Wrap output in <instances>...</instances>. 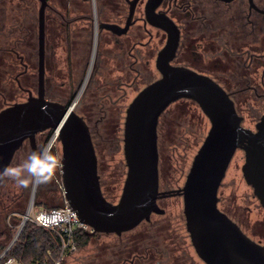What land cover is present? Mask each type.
<instances>
[{"label":"water","instance_id":"water-1","mask_svg":"<svg viewBox=\"0 0 264 264\" xmlns=\"http://www.w3.org/2000/svg\"><path fill=\"white\" fill-rule=\"evenodd\" d=\"M137 1H128L129 16L124 28L100 24L98 29L117 35L125 33L132 23ZM161 1L148 0L145 4V22L164 31L167 40L155 61L159 78L143 87L125 110L122 152L126 174L118 201L111 203L103 196L89 127L75 112L89 71L70 106L45 97L46 0H39L36 93L29 92L24 102L0 110V185L6 180L7 169L23 144L27 141L35 156L36 136L49 130L55 133L61 146L60 175L65 201L72 208L70 211L76 212L78 220L90 229L89 234L120 237L148 222L153 214L163 215L158 200L181 197L185 230L200 261L204 264H264V245L247 236L218 208V190L238 150L244 154L243 179L264 208V115L256 122L254 130L243 127V118L221 86L206 75L171 65L178 47L179 29L164 13H155ZM181 99L193 101L210 127L193 156L183 186L160 191L157 126L164 111ZM49 176L45 169L44 181ZM32 206L30 200L24 215ZM24 224L23 218L0 259L17 240Z\"/></svg>","mask_w":264,"mask_h":264},{"label":"rangeland","instance_id":"rangeland-1","mask_svg":"<svg viewBox=\"0 0 264 264\" xmlns=\"http://www.w3.org/2000/svg\"><path fill=\"white\" fill-rule=\"evenodd\" d=\"M63 4V2H51V6L58 8V10H60L59 6ZM68 11L71 12H69L71 19L76 18L79 14L76 6ZM83 25L81 22L77 23L80 29L78 32L82 31L81 26ZM29 27L31 29L29 39H25L26 36L23 34H15V38L20 41L18 49L28 61L29 72L32 74L30 77L32 82L35 83L37 65L36 30L34 33V25H29ZM151 32L154 34L153 30ZM76 35L77 37L73 42L78 44H70L67 49L61 45L56 48L52 39L48 40L45 75L48 80L47 94L52 99L57 98L64 102L72 101L85 81L89 70V44H87L88 42L85 41L80 33ZM27 47H30L31 52L35 49L31 58L26 54ZM21 70L22 67L15 57H13L12 67L7 66L4 59L0 57V93L4 96V98L0 97V109H3L7 103L19 102L25 97L12 82V77ZM151 72V78L157 79L158 73L154 69H151ZM103 73L106 75L105 72ZM117 78L118 74L114 73L110 80ZM151 78H144L138 82L135 88L127 90V96L123 103L125 104V109L137 91ZM88 85L89 79L78 98V103H81L82 100H87L82 104V107L86 105L89 109V105H95L96 99H89V93L85 96ZM105 89L109 90L107 86H105ZM125 109L123 114H118L117 110L107 118H105L106 114H94L91 116L88 114L92 132H94L98 140L96 155L98 158L97 168L101 190L104 197L111 203L118 201L126 174L122 152ZM239 109L242 116H244L243 127L254 130V123L257 119L249 116L243 106H239ZM209 127L207 118L196 104L177 101L168 107L160 119L158 129V172L159 189L161 191L174 190L183 186L193 156L203 142ZM43 134L48 136V138L46 137L42 142L39 153L33 156L29 143L26 141L15 154L11 165L7 169L6 181L0 187V233L9 231L12 228L17 233L30 200L33 201V207L60 206L64 202L57 181L61 171V146L57 139L51 146L52 154L47 158L53 176H49V179L45 182L42 167L37 183H35L37 163L41 159V152L54 135L49 130ZM39 136L38 134L36 138L39 139ZM243 163L244 154L238 150L235 152L218 190V208L234 221L247 236L256 242L264 244V208L260 206L258 200L253 196L252 189L243 179L241 173ZM28 168L33 170L28 171ZM17 169H21V174L18 177H14L13 172ZM21 180L25 181V183L21 184L19 182ZM34 183L35 189H33ZM159 207L164 210V214L161 216L152 215L151 221L169 223L171 232L174 233V238L177 237L176 241H180L183 235L187 236L185 244H187L186 248L189 246L187 248L189 256L194 260L195 264H203L194 253L185 230L182 198H163L159 203ZM146 230L147 228L142 223L134 230L122 234L121 238L123 241L134 240L135 236L146 232ZM116 240L114 235L93 237L84 248L68 254L61 264H112V261L107 260V257L109 255L108 251H110Z\"/></svg>","mask_w":264,"mask_h":264},{"label":"flooded vegetation","instance_id":"flooded-vegetation-1","mask_svg":"<svg viewBox=\"0 0 264 264\" xmlns=\"http://www.w3.org/2000/svg\"><path fill=\"white\" fill-rule=\"evenodd\" d=\"M16 1L17 3H22V26H14L12 24V7L15 2H13V0H0V57L4 59L7 66L10 67L13 66V57L19 61L22 70L12 77V82L16 85L18 91L25 95V97L21 99L22 101H19L24 102L29 96V92H31L32 95L36 93L37 65L36 82L33 83L30 77L32 74L29 72L28 61H26L24 55L20 53L18 49L20 41H14V33L16 30L22 28L25 34L24 36H26L25 39H29L31 30L29 27V15L32 13L35 16V23L33 25L35 26L34 33L36 30L37 40L38 10L40 2L39 0ZM128 1L131 0H106L103 7L105 17L102 22H99L97 18L95 0H92L90 3L92 16L89 18L91 34L89 43V83L92 79V69L95 68L99 56V45L101 44V40L106 52L104 62L109 69L114 70V73L118 74L117 79L110 80L109 84L111 88L109 93L102 95L97 101L108 100L113 104L124 101L127 96V90L135 88L138 82L144 78H151V69H154L158 73L155 67V61L158 52L166 43L167 34L145 22V4L148 0L137 1L131 18L132 23L125 33L117 35L109 30L98 29L100 24H112L124 28L129 16ZM251 1L252 2H250V0H162L160 5L156 8L155 13H164L179 29L178 47L171 61V65L185 67L208 76L229 95L236 112L243 120L244 116L240 113L239 106H243L248 115L256 118L258 121L260 117L264 115V0ZM46 2L47 7L44 15L45 26L47 12L51 10L56 11L50 5V0H46ZM151 30L154 31V34ZM26 50V54L28 55L35 52V49L31 52L30 47H27ZM155 80L156 79L152 78L149 79L143 87ZM140 90H138L137 93ZM0 97L4 98L2 93H0ZM74 99L75 97L72 101L68 100L67 102L63 101L60 103L68 107L72 104ZM19 102L7 103L3 108ZM81 106L82 105L77 101L75 112L85 120L89 127L93 142L92 127L88 119L91 115L89 112L93 111L94 105H89V109L86 106ZM80 107L82 110H79ZM46 137L48 138V136L42 133L39 139H35L37 153L40 152L41 144ZM94 149L96 153L95 146ZM51 154L52 152H50V155ZM161 200L162 199L158 200V205ZM150 222L151 217L148 222L143 223L149 224ZM151 226H153L152 234L158 235V226L152 225V223ZM148 235V230H146V232L135 236L134 240H127V244L126 241L120 240L122 254L126 252V249H128L127 251H134V253L131 252L132 254L129 258H117V262L121 260L117 264H136L135 261L141 259L142 255L137 253L138 246L135 245L141 238ZM168 236H171V238L167 240L170 241L168 245L170 248H184L183 245L181 246L179 242L175 240L176 238H174V233L171 232V230ZM131 243H133L132 247L130 246ZM186 245L187 244H185V250L188 253L187 248H189V246L186 248ZM177 257H180V252H178V254L175 253V255L171 257V264H182L180 263V259L173 260V258ZM192 264H195L193 259Z\"/></svg>","mask_w":264,"mask_h":264},{"label":"trees","instance_id":"trees-1","mask_svg":"<svg viewBox=\"0 0 264 264\" xmlns=\"http://www.w3.org/2000/svg\"><path fill=\"white\" fill-rule=\"evenodd\" d=\"M13 2H15V4H13L12 7L13 8L12 24L14 26L17 25L22 26L23 25L22 3H17L16 0H13ZM51 2H63L64 4L59 6L60 10H58V8L56 9V7L55 8L53 7L56 11L51 10L46 14L45 59H44L45 73H46V64H47L46 49L48 47L47 44L48 40L52 39V41L54 42V46H56V48L60 47L61 45L65 47V49H67L68 45L70 44L73 43L78 44L76 42H73L77 37L76 34L78 33H80L82 37H84L85 41L88 42L87 44L90 43V39H91L90 22H89V18L92 16L91 4H90L91 0H50V5ZM95 2H96L98 21L102 22L105 17L103 12L104 11L103 7H104V2H106V0H95ZM74 6H76V9L78 10L79 14L78 16H76V18L71 19L69 17L70 11L68 10L70 8H73ZM34 20H35V16L31 13L29 15L30 26H32L35 23ZM78 22L84 24L83 26H81L82 28L81 32H78L80 30L79 27L77 26ZM15 34L25 35L22 28L20 30H16L14 33L15 42L17 41V39L15 38ZM100 43L101 44L99 45V56L95 68L93 70L92 79L88 85L85 96L89 93V99L90 98L96 99L95 105L94 106L92 105L93 111L89 112V114L102 115L105 113L106 114L105 118H107L110 116V114L115 113L117 110H118L117 111L118 114L119 113L123 114L125 109V104H123L124 101L117 102L116 104H113L108 100L97 101L102 97V95L109 93V90L111 88L109 84L110 78L114 74V70L109 69L104 62V57L106 52L102 40ZM31 57H33V54L29 55V58ZM67 65L68 67H70L69 64ZM103 72H105L106 75ZM68 78L70 77L68 76ZM47 83L48 80L45 75L46 98L56 102H63L60 99L57 98L52 99L48 96ZM105 86H107L109 90H106ZM86 101L82 100L80 104L82 105ZM179 101H186V103L190 102L195 104L193 101L186 99H181ZM81 107L79 108V110L80 109L82 110ZM167 109L159 118V122L157 126V134H158L160 119L165 114ZM97 141L98 140L96 139V136L93 132V143L95 148H97V144H98ZM3 183L0 185V187H2ZM105 199L108 200L106 197ZM62 206L63 204L60 206L42 207V208L51 209V208H59ZM34 208H40V206H36ZM151 223L152 225L158 226L159 229L158 235L152 234L153 226H151ZM143 224L147 228L149 235L144 238H141V240L138 241V243L135 245L138 246L137 253L142 255L141 259H137L135 261L136 264H171L172 261L171 257L174 256L175 253L178 254V252H180V257L173 258V260L180 259V263L182 264H192V259L185 250V243L187 236L185 235L181 236L180 241H178L181 246L182 245L184 246V248L182 247V248L172 249L170 248V246H168L170 241H167L171 238V236H168L171 230L169 223H164L163 221H151L149 224L148 223H143ZM15 233L16 230H13V228L9 231L0 233V254L7 248L11 240L14 238ZM98 235L99 234H89L84 230H77L75 232L76 252L84 248L93 237H96ZM121 237L120 238L116 237L117 240L115 241V244L110 248V251H108L109 255L107 257V260L112 261V264H117L119 261H121L118 260L117 262V258L119 257L120 259L129 258L131 254L134 253V251H127L128 249H126V252L122 254V247L120 246V240L123 241V239ZM127 242L128 241H126V244ZM132 245L133 243L130 244L131 247ZM48 252L50 253L49 255ZM59 253H60V243L58 238L52 232L27 221L22 227V230L17 240L9 248L7 253L0 259V264H5L8 259L17 260L22 264H45V263L52 264L58 258Z\"/></svg>","mask_w":264,"mask_h":264},{"label":"built area","instance_id":"built-area-1","mask_svg":"<svg viewBox=\"0 0 264 264\" xmlns=\"http://www.w3.org/2000/svg\"><path fill=\"white\" fill-rule=\"evenodd\" d=\"M54 133V132H53ZM55 135V133H54ZM53 144V143H52ZM45 146V148L41 152V159L37 163V170L35 175V183H37L39 172L43 167V172L46 169L50 176L52 175V171L50 165L48 164L47 158L51 152V146ZM61 171L59 172L60 175ZM58 184L61 191V194L64 198L63 186L61 181V175L58 178ZM72 208L69 207L67 202H63V206L59 208H34L33 206L28 211L27 215H24L25 222H31L36 226L44 228L50 232H52L59 240L60 243V253L58 258L52 264H61L64 258L68 254H72L76 252V243H75V232L77 230H84L85 232H89L90 229L83 225L77 218V214L74 210L70 211ZM50 253L48 252V255ZM5 264H22L21 262L8 259ZM48 264V263H45Z\"/></svg>","mask_w":264,"mask_h":264},{"label":"clouds","instance_id":"clouds-1","mask_svg":"<svg viewBox=\"0 0 264 264\" xmlns=\"http://www.w3.org/2000/svg\"><path fill=\"white\" fill-rule=\"evenodd\" d=\"M27 170H28V171H32L33 169L28 168ZM20 174H21V169L14 170V172H13V176H14V177H18ZM19 182H20L21 184L25 183V181H23V180H21V181H19Z\"/></svg>","mask_w":264,"mask_h":264},{"label":"bare ground","instance_id":"bare-ground-1","mask_svg":"<svg viewBox=\"0 0 264 264\" xmlns=\"http://www.w3.org/2000/svg\"><path fill=\"white\" fill-rule=\"evenodd\" d=\"M55 139H56V136L55 135H53L52 136V138L50 139V142H49V144L51 145L54 141H55Z\"/></svg>","mask_w":264,"mask_h":264}]
</instances>
